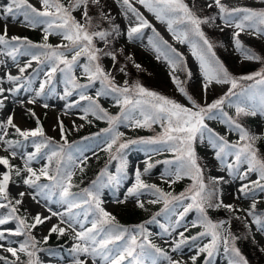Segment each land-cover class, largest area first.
Listing matches in <instances>:
<instances>
[{"label":"snow or ice","instance_id":"obj_1","mask_svg":"<svg viewBox=\"0 0 264 264\" xmlns=\"http://www.w3.org/2000/svg\"><path fill=\"white\" fill-rule=\"evenodd\" d=\"M140 4L148 9V11L155 14L158 20L167 22L168 29L181 42L189 41V33L197 36L202 42L203 47L193 43L192 55L200 62V69L203 73L202 88L206 94L210 85L228 84L230 85L228 91L224 95L215 99L210 104L201 105L186 90L185 82L181 81L175 72L179 65L184 64L182 54L177 53L175 49H171L175 53L174 57H165L171 68L170 76L172 82L191 103L188 107L182 103L177 102L161 93L149 90L138 81L134 84H129L125 80L123 84H117L115 77L105 70L100 63L101 53L105 56H110L113 61H116V54L112 51L104 52L96 46V39L108 43V37L115 34L120 35L119 26L113 25L112 31L99 30L92 31L93 17L89 15L90 5L99 7L100 18L109 19L107 13L103 11L101 0H39V7H37L31 0H7V3L0 4V22H3L0 27V56L11 57L13 61L16 60L17 55H29L31 60L24 66H18L19 72L23 74L28 68L32 66V61L43 63L41 57L51 63V70L46 74L45 81L40 85L36 92V97L44 94L45 85L49 84L53 75L59 70L65 74L66 83L71 85V89L86 90L92 87L97 81L101 85V89L97 91L96 97L102 95H111L116 104L120 106L119 115H110L90 95H86L81 91L79 99L81 101H88V107L85 108L82 119H87L89 114L95 115L97 119H106L110 125L109 128L103 129V132L112 133L110 142L107 144V151L112 153L115 147V154L111 155L112 160H118L120 167L118 171H122L126 167V160L123 157V152L130 145L133 144H163L168 150L175 154V161L178 166L174 171L169 172L168 175L172 177L171 182L187 177L191 180L189 187L179 193L173 195L170 192H165L155 184H147L142 179V173L139 169L135 171V183L128 189V196H137L142 190L150 191L156 197L149 201L156 204L163 202L164 208L161 212L156 213L152 220L145 223L156 222V216L166 213L170 210V206L175 207L182 204V211L177 213V219L173 225L165 227L161 225L164 233L172 236L174 232L181 226L184 231L177 233L178 239L175 237L169 243L171 252L179 253L182 247L188 244L189 241L197 242L207 239V243L197 245V250L194 255L189 257L191 264H196L201 255H205L204 264H212V258L222 245L225 253L229 254L230 259L228 264H249L247 258L242 255L239 247L236 246V241L240 239L234 235L230 228V220L213 221L208 216V209H225L229 212H236L237 209L233 204L224 203L220 192L216 187L222 182H225L224 176L209 178L210 183L205 180V170L200 164L194 144L198 138L207 139L208 145L214 150V159L219 162L220 171L227 172L230 176H238L240 180H247L250 174H258V179L252 180L251 184L244 183L238 191L245 196L256 190L264 192V158H262L255 143L264 138V136L251 133L241 123L238 118L241 116H256V108H245L236 105V118L223 114V122L228 126L229 131H236L239 139L235 143H230L224 136L213 132L205 123L206 119H217L222 113V108L230 97L236 95L235 89L239 86L241 81H255L258 85H264V68L254 73L242 76H234L224 66L213 51V43L207 38L201 29V25L208 24L217 19V16L223 21L225 26L234 27L236 31L232 34L234 47L242 55L244 60H264L261 56L256 54L251 48H247L240 40V36L246 29H252L253 34L257 36H264V8L252 7H229L222 2V0H211L207 7H216L217 14L215 16H208L201 18L189 6L185 0H138ZM117 3L125 10L124 14L130 11L136 16L138 23L135 26H129L127 29V38L132 41L138 36L143 28L151 27L149 22L143 17L139 11L132 6L130 0H117ZM80 11L82 21L78 20L73 12ZM13 22L19 21L22 26L37 28L44 25L43 28V43H33L27 37L20 35L9 34V20ZM185 24L186 30L177 33L173 27L174 24ZM223 30V29H221ZM56 34L67 43L58 45L49 44L47 41L49 36ZM167 44V41H164ZM23 50V51H22ZM37 50V51H32ZM121 51H123L121 49ZM159 53V49L157 48ZM70 57V58H69ZM86 58V62L80 64L81 58ZM129 60L132 57H128ZM160 59V55H157ZM4 61L0 59V64ZM63 65V67H61ZM80 66L83 70V75L86 77L88 83H79L75 75L76 66ZM137 69L142 66L135 64ZM120 72L125 73V68L121 67ZM127 73H125L126 75ZM191 76V73H188ZM257 77L259 79H257ZM22 77L19 75H12L8 73L6 80L13 87H3L4 78H0V108L4 106V100L8 99L4 95L5 92L15 93L23 88L24 85L20 83ZM72 91L65 90V97L71 96ZM33 99L29 103H35ZM47 108L48 105L44 104ZM68 108L75 107L74 104H68ZM139 110L141 118H135L134 113ZM33 117L36 116L34 111H31ZM260 114L264 115V102L260 105ZM127 121L128 125L133 128H151L153 124L160 123L163 132L156 137L127 139L123 140L124 133L116 129V125L122 121ZM37 127L31 130H22L13 121V116L9 115L5 122L0 123V145H3V151L8 152L7 156H0V166L3 171H0V209H6L4 215H0V225H5L10 221L16 222L14 229L0 231V241L8 240V236L24 237L22 241H9V246L5 247L0 243V249L10 253L14 259H9L5 255H0V264H17L20 261V254L27 256L26 264H42L38 253L48 251L51 254V249H43L39 247L40 240L33 235L32 230L38 225L44 224L51 220L52 217H59V223L53 224L48 230V236L43 238V242L47 243L49 236L56 233L58 236H64L66 233L71 235L74 241L72 247L68 250L72 256V264H88V260H92V264H97V260L103 264H146V260L150 259L151 264H159L160 258L167 261V264H187L186 261L174 258L169 252L156 245L150 239L151 233L145 227L144 223L132 225L130 227L120 224L116 217L102 207L103 201L98 195L84 189V193L89 197L84 203L92 206L96 218L91 221V227L85 228L84 222H80L73 214L74 208H79L78 203L70 202V197L73 195L70 191L72 188L71 179L72 174H68L66 178L60 175V165L63 159V153L67 145V136L64 135L66 129L63 122L59 123L61 134L65 143L58 144L57 148L51 151L48 155V164L40 168L38 171L32 168L31 162L41 153L43 148H48L54 141L51 137L45 135L43 126L40 125L39 118L36 120ZM12 128L18 136L24 140L29 137H41L40 143H34L35 152L22 156L24 159L23 168L13 165L11 159L17 157L18 153L15 150L21 144L20 140H6L7 129ZM11 150V151H10ZM234 156V161L229 162L228 157ZM53 160H56L55 174L51 173V165ZM160 163V162H157ZM164 164H173V161H163ZM241 165H246L245 169ZM155 165L146 162L144 172H148ZM22 172L27 173L23 178V184L29 189L35 190V194L19 192V198L13 200L9 195V184L14 183L13 174L20 177ZM105 173L102 172L101 175ZM41 178H44L54 185L61 187V196L63 202L68 205L65 212H55L48 208L50 215L43 216L41 213H36L32 217L31 223L28 222L26 216L18 215V205L23 204L25 195H30L31 199L36 203H40L37 199L42 196L45 200L48 199L46 192L49 189V184H41ZM96 181H93L95 184ZM211 185V186H210ZM118 203L127 202V197L124 201H117ZM186 202V203H184ZM140 208H144L142 201H137ZM195 211L198 213L195 220L190 225L184 226L183 222L186 216ZM67 217V219H65ZM247 217H252V222L260 231H264V218L256 214V202L250 206L247 211ZM239 219V217H236ZM87 218L85 217V222ZM66 224V227H61ZM77 225L80 230H77ZM251 227V225H248ZM189 228H202V231L196 235L186 236L185 233ZM7 232V235H6ZM123 243L116 247V242ZM18 247L11 246L17 244ZM111 246V247H110ZM264 251V248L261 249ZM115 253V254H114ZM81 257H85L82 259Z\"/></svg>","mask_w":264,"mask_h":264},{"label":"rangeland","instance_id":"obj_2","mask_svg":"<svg viewBox=\"0 0 264 264\" xmlns=\"http://www.w3.org/2000/svg\"><path fill=\"white\" fill-rule=\"evenodd\" d=\"M31 2H33L37 7L40 6L39 0H31ZM130 2L151 25V27L143 28L138 36L132 41H129L127 38V29L129 26H135L138 21L136 16L130 11L127 13V16H125V10L119 3H117V0H101V5L104 6L103 11L108 14L109 19L100 18L98 6L90 5L89 7V15H92L94 12L96 16V21L92 23L91 29H93V31L107 30L111 32L113 25L119 26L120 35L113 34L109 36L107 44H105L104 41L99 40V38L95 41L96 46L103 49L104 52L112 51L116 54L117 59L116 61H113L110 56H105L101 53L100 63L106 71L110 72L112 76L115 77L117 84L122 85L125 80H128L129 84H134L138 81L149 90L161 93L179 103L191 107V103L187 100V97L180 93L172 82L170 76V72L172 70L169 66L168 60L163 55L162 51L150 40L149 34L151 31H155L163 39H165L167 43L175 47L185 58L187 63L186 76H183L177 70L175 75L181 81L185 82L186 90L189 95H191L199 104L202 106L210 104L228 91L230 85L213 83L210 85L207 93L205 94L202 88L203 73L200 69V62L192 55L191 45L196 43L195 39L189 36L188 42L181 43L176 36L169 31L167 22L158 20L155 14L148 11V9L140 4L138 0H130ZM185 2L188 3L201 18L215 16L218 11L215 6L212 8L207 7L211 0H185ZM222 2L229 7L264 8V0H222ZM5 3H7V0H0V4ZM64 3L67 4L68 0H64ZM73 15L76 16L78 20L83 22L79 10L73 12ZM7 23L9 24L10 35L29 37L34 40L36 44L44 42V25L33 29L30 27H24L19 21L13 22L11 19ZM2 24L3 22H0V27H2ZM173 27L176 29L177 33L185 31V29L177 23L174 24ZM201 29L207 30L209 37L207 35L206 36L214 45L213 51L219 54L217 56L219 60L230 66L232 72H234L237 77L248 75L262 69L261 61L243 59L239 51L235 49L232 40V34L236 31V29L234 27L225 26L223 21L218 16L215 21L201 25ZM240 40L243 44L256 48V51L259 50L260 52L258 55L262 58L264 57V36L254 35L252 29H246V31L241 34ZM47 42L54 46L61 43H67L56 34L50 35ZM157 48L159 49V53L157 52ZM121 49L123 51H121ZM158 54L160 55V59H157ZM128 57H132V59L129 60ZM0 59L4 61L3 64H0V78H4L2 86L5 88L13 87V85L6 80V75L8 73L21 76L22 79L20 83L24 85V87L20 88L18 92L4 93L8 99L4 100V106L3 108H0V123L5 122L7 117L12 115L14 123H16L22 130L35 129L38 126L36 123L37 118H33L31 112L29 111L31 110L35 111L36 116L39 118L40 125L43 126L45 135L48 137L65 143L59 127V123L61 121L66 129L64 135L67 136V139L70 136H72V138L74 136V138L80 140L82 135H87V137L84 136L85 138H82L81 141H78L71 147L67 148V153L63 157L64 162L61 164V177L66 178L68 174H72L71 184L81 181L84 178L82 174L83 169L92 164L98 166L102 157L108 154L109 159L106 163L107 167L105 169L103 168L99 173L98 178L95 180L96 183H92L88 186V188H90V190L98 195L103 201L102 207L114 215L122 225L130 227L132 225L144 223L148 232L152 234L150 239L155 240L154 243H163L164 246L168 247L170 255L174 258L186 261L187 264H191L189 257L196 253L197 245L207 243V239L197 242L189 241L188 244L182 247L179 253H173L171 252L169 243H171L174 237L176 239L179 238L177 233L179 231H184V227H179L177 232H174L172 236L165 234L163 228L161 227V225H164L165 227L173 225L174 221L178 218L177 213L182 211L183 205L178 204L175 207L170 206V210L168 212L162 213L160 216H156V222L149 224L145 222L152 220L156 213L161 212L164 208L163 202L161 201L156 204L150 203L149 201L155 199L156 197H154L151 192L147 190H142L137 196H128V189L135 183L136 169L141 171L142 179L145 183L151 181L165 192L167 189L171 187L173 188V186L174 188H176V186L177 188H180V190L173 195H179V193L185 191L191 184V180L189 178L184 177L175 183H172V177L168 175L169 172L174 171V169L178 166V162L175 161V154L168 150L167 146L163 144H133L123 152V157L126 160V167L122 171H118L120 167L119 161L112 160L110 158L112 154H115V151L109 153L106 150L112 133L102 131L103 129L110 127L108 121L105 120V122L101 125V128H95V130L90 131L92 130L91 127L95 125L93 116L88 115L87 119H82L81 117L84 116V108L81 104H77L72 108L67 107L70 102L79 99L81 91H84L86 95L96 98L97 91L101 89V85L98 81L92 87L86 90H76L75 92H72L71 96H67L66 98L64 90L66 89L65 84H68L66 83L65 74L58 70L51 79L58 82V84H55V89L51 93H49V91H51L50 89L42 96L36 97V92L39 90L40 85L45 81L46 74L51 70V63L48 61L41 64L37 73L29 78H24L23 74L19 72L17 65L21 67L24 66L31 60V56L20 55L18 60L15 61H13L11 57L7 56H0ZM85 62L86 58L82 57L80 64L82 65ZM32 63H35V66L39 65L36 61H32ZM135 64H140L142 67L137 69ZM61 67H63V65H61ZM121 67L125 68V73H127L126 75L125 73L119 71ZM189 72L191 73L190 77L188 76ZM75 75L78 78L79 83H88L86 77L83 75V70L79 65L75 68ZM257 79L259 78L257 77ZM246 84L248 85L245 86ZM240 86H244L243 89L235 92L236 95L230 97L229 100L225 102L222 108V113L217 119L205 120V123L213 130V132L224 136L230 143L237 142L239 135L236 131H229L228 126L223 122V114L226 113L228 116L236 118V105H240L245 108L257 109L258 114L255 117L258 121L253 123L252 121L250 122L251 116H241L238 118V122L247 128L251 133L264 136V115L260 114L259 111L261 103L264 102V85H258L255 81H241L238 87ZM99 98V101L109 110L108 113L110 115H119L120 106L116 104L111 95H102ZM0 99H3V97H0ZM33 99H35L36 102L29 103V101ZM44 104H47L48 107L45 108ZM53 116L55 119L52 123L51 121ZM134 116L135 118H141L139 110L135 111ZM116 129L125 134L122 138L123 140L138 139L141 137H156L163 132V128L160 123L153 124L151 128H133L128 125L126 120L117 124ZM145 132H147V134H145ZM7 133L8 134L4 137V139L9 140V136L15 133V130L8 128ZM20 138L22 137L18 136V140H20ZM37 139H39V137H29L28 140L21 141V144L15 149L18 155L16 158L11 159V163L13 165L17 163L18 166L23 168L24 159L21 157L33 152L35 149L34 143H39ZM3 147V145H0V156L9 155L8 152L3 151ZM194 147L199 160H201L200 164L204 167V170L206 169L209 171V173H207L208 179L218 176L225 177V182L220 183L222 186L221 198L224 203L233 204L236 207L237 211L235 213L242 214L243 224L245 226L251 225L250 228L254 229V239L258 243L260 250L264 248V231H260L257 228V226L252 222V217H247V211L250 209L253 201L256 202V211L264 208V193L259 192L254 194V192H252L251 194H253V196H249L250 193L245 196L238 191L242 184H251L252 180L258 179V174L252 173L247 180H240L238 176H230L226 171H220L221 166L219 165V162L214 159V150L208 145L206 138H198ZM255 147L261 156L256 143ZM44 149L45 148H43V150ZM43 150L30 165L37 171L47 164V155H49V153L53 150V147L51 149L46 148L44 151ZM166 160L173 161V164L169 165L162 163ZM228 160L229 162L234 161V156L228 157ZM146 162H150L155 165L148 172H144ZM246 167V165H241L242 169H245ZM3 170V167L0 166V171ZM102 172L105 174L101 175ZM26 175L27 173L24 172H22L20 177H16L13 174L14 183L9 184V195L13 200L19 198L18 194L21 191L35 194V190L29 189L23 184V178ZM49 185V189L46 190L48 199L45 200L42 196H38L37 199L40 200V203H36L32 200L30 195H25L23 204L18 205L21 216H26L28 220H32V217L36 213H41L43 216L50 215L47 210L48 208H51L52 211L61 213L67 210L68 205L63 202L61 196V187L59 186L60 194L54 197L52 194L53 184L49 183ZM172 190L173 193L176 192V190ZM77 195L78 194H73L69 198L70 202L74 203V200L77 199ZM80 195L84 198V200H80L83 205L77 208L76 211H72L80 222H84L85 228H90L91 221L96 218V215L92 206L88 203H84V201L88 200L89 197L83 193ZM125 197H127V202H117L124 201ZM137 201H142L144 203L143 209L138 206ZM91 210L93 211V215L88 217V212ZM6 212V209H1L0 215H4ZM258 213L259 212H256L259 216ZM197 215L198 213L195 211L190 212L186 216L183 225H190L191 222L196 219ZM208 216L210 219L213 218L217 220V217L212 216L210 211H208ZM85 217L87 218L86 222ZM65 219H67V217H65ZM59 220V217H52L51 220L46 221L44 224L39 225L34 229L33 235L41 241L40 246L46 245L43 249H49L46 247H48L51 243L49 241L44 243L43 238L48 236L49 228L53 224L59 223ZM66 226V224L61 225V227ZM15 227L16 222L10 221L5 225H0V230L5 231L8 229H14ZM77 230H80L78 225ZM202 230V228H189V231L186 232L185 235H196L197 232ZM50 236L53 238L51 243L52 246L57 248L55 250H51V254L48 251L38 253L42 264H72V256L68 251L74 243L71 235L66 233L64 237L60 236L62 237L61 239L56 238L58 236L56 233H52ZM23 239L24 237L15 241H22ZM165 241H168L169 243H165ZM0 243H3L5 247L9 246V238L8 240L0 241ZM122 243V241L116 242V247H119ZM11 246L18 247V243L12 244ZM261 252L264 253V251ZM4 254L11 256L10 253L0 249V255ZM25 257L27 261L28 258L26 255ZM81 258L84 259L85 257ZM205 258V255H201L196 264H204ZM26 261L24 264H26ZM166 262L167 261L163 258L159 260V264H165ZM228 262L229 259L226 256L223 247L221 248L220 246L212 258V264H228ZM19 264L23 263L19 262ZM88 264H92L91 259L88 260ZM97 264H103V262L97 260ZM125 264H127V262H125ZM146 264H151V260L147 259ZM255 264L258 263L256 262Z\"/></svg>","mask_w":264,"mask_h":264},{"label":"trees","instance_id":"obj_3","mask_svg":"<svg viewBox=\"0 0 264 264\" xmlns=\"http://www.w3.org/2000/svg\"><path fill=\"white\" fill-rule=\"evenodd\" d=\"M93 17V22L96 21V16H95V13L93 12L92 15ZM92 22V23H93ZM179 25H181L185 30V24H180V23H177ZM93 31V29H91ZM202 31L205 33V35L208 36L207 34V30H203ZM150 36V40L153 44H155L163 53V55L165 57H174L175 56V53H173L171 51V49H175V47L169 45L168 43L165 44L164 41L165 39H163L159 34H157L155 31H151V33L149 34ZM189 36L191 38H194L195 39V42L196 44L200 45L201 47H203L202 45V42L200 41V39L195 36L194 34H191L189 33ZM25 37V36H23ZM209 37V36H208ZM28 39H30L33 43H36L34 40H32L31 38L27 37ZM247 48H251L256 54H259V50L256 51V48L254 47H251V46H248L247 44H244ZM32 51H35V50H32ZM177 53H179L177 50H176ZM216 56H218L219 54L218 53H215ZM18 57V55H17ZM183 57V55H182ZM264 58V57H263ZM41 60L42 61H47V60H44V57H41ZM183 60L185 61L184 64H181L178 66L177 68V71H179L183 76H186L187 74V63H186V60L185 58L183 57ZM43 62V63H44ZM39 63V62H38ZM39 64H42V63H39ZM224 66L229 70L230 73H232V75L236 76L234 72H232L230 66H228L225 62H223ZM261 64H262V68H264V60H261ZM35 70H36V67L34 64H32V66L30 68H28L24 73H23V76L24 77H29V76H32L34 73H35ZM79 81V80H78ZM248 82V81H247ZM55 84V80H51L49 82V84L45 85V90L44 92H48L50 89L53 88ZM249 84H253V83H249ZM240 85V84H239ZM248 84H246L245 86H247ZM70 88V90L72 92H74L76 89H71V85L68 86ZM244 86H240V87H237L234 91L235 92H238L240 89H243ZM68 88V89H69ZM94 99H97V102L100 104V106H102L105 110H107V112H109V110L106 108L105 105H103L99 100L100 98L96 97ZM77 103V102H76ZM74 103V104H76ZM79 103V102H78ZM88 104L89 102L86 101L84 103V106L82 105L83 108H87L88 107ZM89 115H92V114H89ZM93 118H94V126L91 127L92 130L90 131H93L95 130V128H101V125L105 122L106 119H97L95 115H92ZM253 122L255 123L256 121H258V119H256V117L254 116H251L250 118V122ZM145 134H147V132H145ZM82 136H85V135H82ZM81 136V137H82ZM16 137H18V134L14 133L13 134V140H16ZM39 141V143L41 142L42 138L39 137V139H37ZM77 140L76 138H72V136H70L68 139H67V145H71L73 144V142ZM54 143L51 144L52 146H54L55 148H57V143L58 144H63L62 142L60 141H55L53 139ZM256 146L259 148V151H260V154H261V157L264 158V138L258 140L256 142ZM49 148V147H48ZM46 149V148H45ZM44 149V150H45ZM43 150V149H42ZM41 150V151H42ZM43 150V151H44ZM115 151V147L113 148L112 152ZM51 154V153H50ZM109 159V156L108 154L103 156L102 159H101V162L98 166L92 164V165H89L88 167H86L85 169H83V180L81 181H78V182H75V183H72V188L70 189L71 193H76L78 194L80 191L82 193H84V189H88V186L93 182L95 181L98 176H99V173L101 172L102 168H105L107 165V160ZM201 160H199L200 162ZM56 160H53L52 162V165H51V173L52 174H55V169H56ZM105 166V167H104ZM206 175H205V180L207 183H210V180L208 179V175L207 173H209L208 170L205 169V172H204ZM41 183L45 182V179L41 178ZM147 184H151V182H146ZM211 186V185H210ZM220 192V195H221V192H222V186L221 184L217 185L216 186ZM176 190V192L173 193V190ZM180 190V188L176 186V188H169L167 189L166 192H170L172 194H176L178 191ZM260 191L259 190H256L254 191V194H257L259 193ZM59 193V188H58V185H55L54 186V191H53V194L56 195ZM264 193V192H263ZM251 195V193L249 194ZM222 197V196H221ZM80 200V199H78ZM78 204H80L79 201H77ZM208 211H210L211 215L214 216V217H217V220L216 219H213L212 220L215 222V221H219V220H230V228H232V233L234 231V235H236L237 237H240V239H238L236 241V246L240 248L241 250V253L242 255H244L247 260L249 261V264H255L256 262L258 264H264V253L261 252L260 248H259V245L258 243L255 241L254 237H255V231L253 228H250L248 226H245L243 224V218H242V214H237L235 212H229L225 209H208ZM256 212H259V216L261 215V217H264V208L262 209H259L257 210ZM241 213V212H240ZM91 215V212L89 213V216ZM236 217H239V219H237ZM118 221V220H117ZM120 223V221H118ZM235 229V230H234ZM64 237V236H63ZM59 238H61L59 236ZM222 246V245H221ZM223 247V246H222ZM161 248H164L166 249L165 247L161 246ZM167 250V249H166ZM226 256H228V258L230 259V256L229 254L226 253ZM10 260L12 259L11 257H8ZM21 259H24V256H20ZM14 259V258H13ZM17 264H19V262H17Z\"/></svg>","mask_w":264,"mask_h":264},{"label":"bare ground","instance_id":"obj_4","mask_svg":"<svg viewBox=\"0 0 264 264\" xmlns=\"http://www.w3.org/2000/svg\"><path fill=\"white\" fill-rule=\"evenodd\" d=\"M54 119H55V117L53 116V117H52V121H51L52 123H53Z\"/></svg>","mask_w":264,"mask_h":264}]
</instances>
